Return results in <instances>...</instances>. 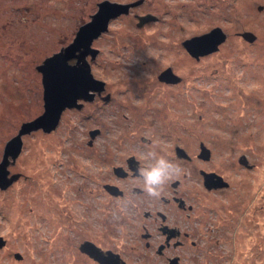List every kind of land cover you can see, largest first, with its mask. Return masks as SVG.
<instances>
[{"label": "rangeland", "instance_id": "374dc122", "mask_svg": "<svg viewBox=\"0 0 264 264\" xmlns=\"http://www.w3.org/2000/svg\"><path fill=\"white\" fill-rule=\"evenodd\" d=\"M101 1L0 0V162L22 124L44 112L37 67L73 41ZM147 14L158 19L139 27L137 16ZM215 27L226 41L217 52L192 58L182 43ZM245 31L256 40L240 36ZM93 47L99 54L91 70L111 101L80 100L84 107L65 110L54 131L22 136V152L8 167L18 178L0 188V238L7 242L0 264H90L73 256L88 203V214L98 215L97 183L118 157L127 152L142 160L149 149L183 169L163 195L179 182L178 192L197 202L206 227L199 243L204 262L264 264V0H144L112 20ZM168 68L180 81L159 79ZM92 131L100 135L89 147ZM201 144L211 151L208 160L199 157ZM203 171L221 175L229 188L209 191ZM129 193L115 200L121 218L133 209L132 217L144 219L158 202ZM86 226L87 238L104 230L93 221Z\"/></svg>", "mask_w": 264, "mask_h": 264}, {"label": "flooded vegetation", "instance_id": "af4514ba", "mask_svg": "<svg viewBox=\"0 0 264 264\" xmlns=\"http://www.w3.org/2000/svg\"><path fill=\"white\" fill-rule=\"evenodd\" d=\"M245 32L239 33L240 36ZM185 51L188 53L186 49ZM188 54L190 55V53ZM190 56L197 59L192 55ZM176 75L179 76L178 74ZM166 84L172 85L171 83ZM106 97L108 98L106 99ZM97 98H102L106 102L111 101L110 94L103 96L102 93H95L94 100ZM93 101L86 103H92ZM99 135L100 131L97 136ZM95 139L96 137L88 141L89 147L93 146ZM147 141L149 143V140ZM107 158L108 162L114 159L112 156H107ZM118 159L120 160L119 163L111 165L110 171L104 173L105 181L99 187L96 182L95 188L98 189V197L103 199L101 201L100 198H96L94 204L97 205L95 206L96 208L94 207V211L98 212L97 218L88 214L89 206L93 208L92 204L88 203L87 212L83 211L85 212V215H82L84 220L80 221V237L82 241L79 243L78 252H74L76 256L73 257L85 259L90 264H103L91 257L83 249L84 244L91 243L95 248L99 249L105 259L110 260V257H113L114 261L117 259L119 264H207L202 259L204 258V252L199 245L203 239L201 238V232L202 230L204 232L206 228L202 224V212H200L197 202L191 200L189 194H180L178 192L179 182L178 185H172L174 188L173 192L169 195L162 194L158 202L151 203L150 207L143 213L142 217L144 219L140 216L138 218L137 216L132 217V207H128L132 210L127 214L126 218L124 216L123 218L120 217L123 213L116 210L115 200L123 199L126 196L129 198V191L134 195H143L144 193L139 187V181L135 179V169L141 159L135 154L127 155V152L125 156L118 157ZM188 161H191V156ZM246 163L244 165L246 168L253 169L254 165ZM135 180L137 183H135ZM229 186L208 190L218 192L219 190L228 189ZM132 197L135 199L134 196ZM123 205L124 203L122 205L119 204V206ZM117 213L120 215H117ZM99 215L105 217L103 222L100 221ZM85 221L88 225L90 221L96 222L100 226L103 225L102 229L104 230L96 229L95 233L91 231L93 237H83V231L90 230V228H87ZM2 247L0 248L5 249L7 242ZM77 253L79 256H77ZM17 255L14 258H16L17 262L22 263L25 258L23 255Z\"/></svg>", "mask_w": 264, "mask_h": 264}, {"label": "water", "instance_id": "95a60500", "mask_svg": "<svg viewBox=\"0 0 264 264\" xmlns=\"http://www.w3.org/2000/svg\"><path fill=\"white\" fill-rule=\"evenodd\" d=\"M143 1L139 0L132 3H119L110 0L101 1L98 3V10L91 16V20L80 26L73 41L52 56L47 57L37 67V70L42 74L44 112L36 119L23 123L18 135L6 144L4 155L0 162V188L6 189L18 178V175L9 176L8 167L22 152L23 135L39 129L47 133L54 131L58 127L65 110L82 109L83 104L79 103L80 100L91 102L95 98V93L101 94L105 90L106 83L95 78L91 70V62L99 54V50L93 47V43L109 30L112 20L122 15H128L131 8L141 5ZM262 9L260 7V10ZM138 20L140 21L138 26L142 27L153 20H157V16L147 14L138 16ZM242 36L249 42L256 40V36L251 32H245ZM226 39L227 34L223 29L215 27L207 33L185 40L183 46L190 55L198 59L217 52ZM89 57L90 60H88ZM159 79L168 83L180 81V78L171 68L163 71ZM98 133L99 131H92L91 135L94 138ZM201 150L199 157L208 160L211 157L210 149L201 144ZM176 151L179 157H188L183 148L177 147ZM246 162L245 158L240 160L243 165H246ZM202 174L204 176V185L207 189L228 186L223 177L216 173L203 171ZM4 243L2 238H0V247ZM83 249L91 257L103 264H119L118 260L114 261L113 257H110V260L105 259L99 249L95 248L91 243L84 244Z\"/></svg>", "mask_w": 264, "mask_h": 264}, {"label": "clouds", "instance_id": "9594fccd", "mask_svg": "<svg viewBox=\"0 0 264 264\" xmlns=\"http://www.w3.org/2000/svg\"><path fill=\"white\" fill-rule=\"evenodd\" d=\"M180 164L155 150L149 149L135 169V179L141 191L151 199H159L166 186L182 174Z\"/></svg>", "mask_w": 264, "mask_h": 264}]
</instances>
